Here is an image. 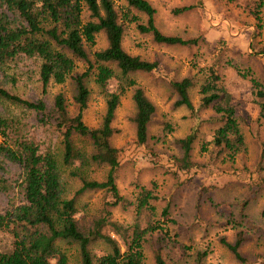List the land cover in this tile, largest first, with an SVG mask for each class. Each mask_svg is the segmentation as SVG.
I'll return each instance as SVG.
<instances>
[{"label":"rangeland","instance_id":"obj_1","mask_svg":"<svg viewBox=\"0 0 264 264\" xmlns=\"http://www.w3.org/2000/svg\"><path fill=\"white\" fill-rule=\"evenodd\" d=\"M147 1L155 9L154 24L162 34L198 39V44L191 47L156 44L149 35L140 34L134 24L125 25L124 51L158 63L154 72L130 76L155 108L146 144L139 145L135 139L133 88L127 89L120 98L112 122L115 133L111 145L119 150L115 183L119 195L132 206H112L113 200L102 191L76 196L81 185L79 177L101 182L108 169L89 163L90 142L78 136L72 138L73 147L83 158L76 155L64 165L61 134L52 117L54 98L59 94L65 100L68 113L76 114L72 77L87 70L89 63H93V53L106 47L102 33L95 37L93 46H84L89 63L64 51L74 61L75 70L63 84L51 82L45 93L39 81L38 59L22 56L0 69V89L31 102L40 100L46 108L43 113H37L0 96V116L11 125L7 143H32L40 153H52L59 170L62 198H75V219L81 232H86L106 210L112 221L130 225L135 216L133 204L138 187L154 183L157 196L151 202L155 208L154 220L176 242L166 244L165 260L174 264H239L222 241L233 243L240 232L244 242L239 252L247 264H264V157L261 156L264 112L260 113L259 107L264 100L255 98L250 83V78H254L264 88V10L255 11L262 0ZM114 4L118 10L124 7L122 0H114ZM192 5L194 8L190 11L172 13L173 9ZM134 14L140 22L146 21L144 15ZM212 64L232 97L244 138V148L233 161L212 144L217 129V123L211 121L213 110L198 109L200 86ZM183 78H191L193 83L189 90L193 113L175 106L177 96L170 82ZM86 85L90 96L83 122L89 128H96L105 112V98L93 76ZM191 131H195L191 159L199 166L192 173L180 170L175 161L181 154L176 141ZM22 179L21 167L0 155V214L23 203ZM165 207L168 215L162 218ZM10 246L9 234L0 232V250ZM58 246L65 252L68 264H80L75 244ZM92 249L99 253L105 250L99 244ZM144 258V264H154L146 245Z\"/></svg>","mask_w":264,"mask_h":264},{"label":"trees","instance_id":"obj_2","mask_svg":"<svg viewBox=\"0 0 264 264\" xmlns=\"http://www.w3.org/2000/svg\"><path fill=\"white\" fill-rule=\"evenodd\" d=\"M122 1L124 7L118 10L114 0H0V69L22 56L38 59L39 81L45 93L51 82L63 84L75 70L74 61L64 51L89 63L84 46H93L95 37L100 33L105 36L106 47L93 53V63H89L87 70L72 77L76 114L68 113L65 100L59 94L54 98L52 117L60 130L64 165H68L76 155L83 158L80 153H75L73 147L72 138L78 136L90 142L89 163L108 169L101 182L79 177L81 185L76 196L102 191L113 200L112 206L126 207L132 204L119 195L115 183L119 150L111 145V137L115 133L112 122L120 98L127 89L133 88L131 100L135 109L132 118L135 139L139 145L146 144L155 108L130 76L154 72L158 63L124 51L122 40L125 25L134 24L140 34L149 35L153 42L165 46H196L198 39L162 34L154 24L155 9L147 0ZM193 8V5L184 6L173 9L172 13L178 15ZM255 8L256 12L264 10V0L259 1ZM134 13L144 15L146 21L140 22ZM90 76H93L105 98V112L96 128H89L83 122L90 96L86 82ZM250 83L255 98L264 100V88L260 82L250 78ZM192 85L191 78L170 82L177 96L175 106L193 113L194 107L189 97ZM199 93L198 109L211 108L214 112L211 121L217 123L212 144L220 154L233 161L244 148V138L235 116L232 97L223 86L215 64L207 69ZM0 96L37 113L46 110L40 100H24L3 89H0ZM259 107L260 113H263L264 103H259ZM10 129V122L0 116V155L22 169L23 203L0 214V232L8 233L11 237V246L0 250V264H68L65 252L58 246L61 243L77 246L80 264H144L145 245L152 253L154 264H174L163 257L166 244L176 242L154 220L155 208L151 205L152 201L157 200L154 183L148 187H138L139 193L133 204L135 216L130 225L112 221L106 210L86 232H81L75 219V198H62L59 170L52 153H40L32 143L8 144ZM194 140L195 131H191L176 141L181 153L175 160L177 167L191 173L199 169L191 159ZM261 156L264 157V141ZM167 215L165 207L161 217L167 218ZM155 233L158 234L156 238ZM243 242L244 236L240 232L233 243L222 241L239 264H247L239 252ZM98 244L104 246L103 253L93 251L92 247Z\"/></svg>","mask_w":264,"mask_h":264}]
</instances>
